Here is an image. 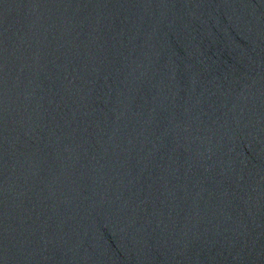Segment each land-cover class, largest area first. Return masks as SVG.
<instances>
[{
	"label": "water",
	"instance_id": "95a60500",
	"mask_svg": "<svg viewBox=\"0 0 264 264\" xmlns=\"http://www.w3.org/2000/svg\"><path fill=\"white\" fill-rule=\"evenodd\" d=\"M0 264H264V0H0Z\"/></svg>",
	"mask_w": 264,
	"mask_h": 264
}]
</instances>
